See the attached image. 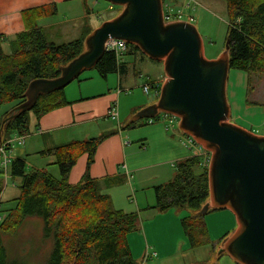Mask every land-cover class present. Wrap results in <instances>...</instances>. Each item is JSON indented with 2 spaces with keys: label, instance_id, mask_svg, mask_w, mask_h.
<instances>
[{
  "label": "trees",
  "instance_id": "1",
  "mask_svg": "<svg viewBox=\"0 0 264 264\" xmlns=\"http://www.w3.org/2000/svg\"><path fill=\"white\" fill-rule=\"evenodd\" d=\"M223 1L228 20L225 42L228 41L229 45L230 70L248 76H263L264 0ZM55 11L54 5L24 10L21 12L24 31L9 40L0 36V111L22 102L29 82L57 77L60 67L83 51L84 39L92 31L87 21L77 39L62 44L48 41L45 31L38 28V21L53 16ZM5 44L8 53L3 51ZM126 45L127 50L141 53L136 46ZM93 70L106 79L109 74L121 72V66L114 52H106ZM68 104L64 90L40 96L30 112L6 126L1 141H7L13 135H30V113L37 123L43 115ZM10 109L1 114L0 123ZM140 125L136 121L128 123L126 128ZM114 133L105 132L96 138L71 141L40 152L41 157L54 158L59 172L57 179L45 170L26 172L24 160L13 158L9 165V178L6 182L2 179L4 186L8 185L9 179H19V194L9 204L0 223V233L15 232L25 219L38 217L44 222V238L53 236L54 239L45 264H136L127 236L136 230L138 214L114 209L109 197L100 192L98 182L89 176L97 148ZM83 155L87 156L85 173L80 184L71 186L68 184L69 173ZM175 170L170 182L154 187L155 204L150 209L163 212L171 208H186L192 211L191 216L180 220L183 233L190 248L207 245L208 230L203 217L197 215L209 198L207 166L203 165L200 157L193 156L177 162ZM121 184L122 179L119 178L107 181L109 186ZM2 186L0 183V208ZM213 211L216 210L208 213ZM0 264H18L7 262L1 243Z\"/></svg>",
  "mask_w": 264,
  "mask_h": 264
},
{
  "label": "rangeland",
  "instance_id": "2",
  "mask_svg": "<svg viewBox=\"0 0 264 264\" xmlns=\"http://www.w3.org/2000/svg\"><path fill=\"white\" fill-rule=\"evenodd\" d=\"M162 3L165 9L172 10V13L182 14L183 21L192 20V24L202 38L204 56L207 60L216 59L223 52L228 27L226 3L223 0H163ZM91 4L93 10L89 26L92 29L98 27L103 21L117 16L121 11L120 7L112 6L102 0H93ZM73 18L74 16L70 13L57 12L54 20L69 24L73 26V29L68 34L62 35L60 33L62 27H55L52 33L57 34V37L51 39L48 36L49 33L51 34L50 30H46L47 40L62 44L76 39L83 22ZM3 51L8 53L7 45L3 47ZM139 54L144 57L146 64L140 65L139 68L136 66V69L141 70L142 76L134 80L133 66H129L128 77L126 81H123L124 88L120 91L116 103L120 115L118 124L122 128L119 132L124 133L123 137L129 143L125 163L129 170L134 168L137 170L132 173L134 181H131V184L115 187L107 194L113 208L115 204L117 206L121 203L126 205L125 213L133 211L130 209L135 201L144 207H141L136 230L127 236L132 258L136 264H236L227 254L218 255L222 238H227L236 229L235 217L230 211L216 210L206 214L203 221L208 230V244L192 249L180 224L182 218L193 214L192 211L186 208H171L163 212L143 210L148 205L155 204V199L151 197L152 195L154 197V187L166 184L173 179L178 157L191 154L186 150L185 145L183 147V140L186 142V138L183 139L184 134L178 129V120L169 132L163 130L162 114L155 118L157 121L151 125L143 119L139 121L141 125L136 128H124L132 117L131 104L139 100L142 101L141 105L144 107L156 101L152 90L147 94L143 92L141 85L146 78L143 75L154 78L158 73L164 76L162 63ZM93 73L95 74L94 70L86 71L80 77L86 78ZM112 76L115 78V75ZM135 81L138 86L128 88ZM111 82H114L113 79ZM113 85L115 83H112V87ZM114 91L119 92L117 88ZM226 93L231 113L229 122L250 130L254 134L264 135V75L248 76L242 72L230 70ZM11 106L2 108L0 116ZM123 114L125 115L122 117ZM29 116L33 119L31 113ZM158 118L161 119L158 120ZM107 120H104L100 126L96 123V126L91 128L90 135L97 136L112 128L116 130L117 121ZM172 133L176 137L173 142H168L164 137ZM142 137L148 139L145 146L141 145ZM38 140H41L40 136H27L23 145L15 146L11 152L12 156L21 157L25 161L26 172L44 169L57 179L59 172L54 164V158L41 157L37 154L42 149L41 142ZM207 155L210 156L209 153ZM200 158L208 169V162L204 161L203 157ZM0 183L4 186L1 176ZM19 186V179H9L8 185L4 187L0 223L10 207L9 204L18 196ZM43 227V220L33 217L25 219L15 232L0 233V243L5 249L7 262L45 264L53 249L54 239L53 236L44 238Z\"/></svg>",
  "mask_w": 264,
  "mask_h": 264
},
{
  "label": "water",
  "instance_id": "3",
  "mask_svg": "<svg viewBox=\"0 0 264 264\" xmlns=\"http://www.w3.org/2000/svg\"><path fill=\"white\" fill-rule=\"evenodd\" d=\"M102 1L120 7V13L85 37L83 51L60 67L57 77L29 82L24 100L0 123V141L6 126L30 112L40 96L64 90L93 70L109 39L136 46L147 58L162 63L166 79L157 101L135 112L128 123L153 120L161 113L179 120L178 129L210 155L209 198L197 215L228 210L235 217L236 229L221 242L218 255L225 253L236 264H264V135L229 122L228 41L216 59L207 60L192 23L164 22L162 0Z\"/></svg>",
  "mask_w": 264,
  "mask_h": 264
},
{
  "label": "crops",
  "instance_id": "4",
  "mask_svg": "<svg viewBox=\"0 0 264 264\" xmlns=\"http://www.w3.org/2000/svg\"><path fill=\"white\" fill-rule=\"evenodd\" d=\"M92 1L93 0H0V36L3 39L9 40L12 39L15 35L20 34L24 31V25L21 17V12H23L24 10L44 5H54L56 10L55 14L48 18L39 20L38 28H41L45 31L46 38V30H50L51 34H48L50 39L52 37H57V34L54 35V33H52L55 27H62L60 28V33L62 35L68 34V32L73 29V26L59 22V20H54L57 15V12L62 11L63 13H70V15L74 16L75 20L79 19L83 22L80 29V34L78 35L79 37L81 35L85 21H87L89 25V19L92 15L93 10L91 8ZM89 27L91 28V26ZM4 46H6V44ZM118 62L121 66V72L109 74L106 79H102L94 70L95 74H89L86 78L79 77L76 80L77 82H72V86L64 89V96L69 104L60 109L54 110L43 115L37 123L34 117L33 119H30L31 133L30 135H28L30 137L33 135L40 136L41 140L38 141L41 142L42 149L38 151L37 154H39L42 151L50 150L56 146L66 144L71 141H82L92 139L98 137L99 135L105 132H115L114 135H112L99 145L95 152L94 162L89 168L90 178L98 182L100 192L105 195L109 194L110 190L115 187L131 184V181H134L132 173L134 170H137L136 168L129 170L127 164L125 163L128 153V146H125L126 141L123 137L124 133L119 132V129L121 130L122 128L120 124H118V121L116 125V130L115 128H112L99 133L97 136L90 135L91 128L93 129V127L96 126V123L98 124L97 126H100L102 123H104V120L110 119L107 116L108 112L110 108H112L114 105L117 106L116 103L119 99V93L124 88L123 81H126L128 77L129 66H133L132 75L134 77V80H136L140 79V77L142 76L141 70L136 69V66H138L139 68L140 65H146L144 57H142L139 52L129 50L123 52V54L118 58ZM112 75H115V78ZM143 76H146L145 79L147 80L144 79L141 88L146 82L150 81V90L153 91V97H155V100L157 101L160 92V87L166 79L165 75L160 76L157 73L154 78H151L145 74ZM112 79L114 82H111ZM112 83H115L113 87ZM137 84L138 83L135 81V83H132L128 88H134L138 86ZM115 88H117V91L119 92L116 93L114 91ZM141 102L142 101L138 100L131 104L130 109L132 108V115L135 114V112H137L139 109L143 108ZM124 115L125 114H123L122 117ZM112 121L116 122L114 120ZM161 122L164 125V132H169L171 129L174 128V123L173 127L167 128V124L163 121ZM164 132L162 131V133ZM175 137L176 135L172 133L170 136H166L164 138L168 142H173V139ZM185 138L186 137L184 135L183 139ZM141 139V145L145 146V142L148 139L146 137H142ZM184 145L185 142L183 140V147ZM186 150L189 151L191 155H187L185 157L179 156L178 162L193 157L191 150H189L188 148H186ZM18 158L22 159L21 157ZM86 164V155L81 156L76 161L68 176L69 185L75 186L81 183L82 177L86 170ZM115 178L122 179V184L118 186L107 185L108 180ZM151 197L152 199H155V194L154 197L153 195ZM152 206L154 205H148L143 210H151L150 207ZM141 207L142 206L139 205L138 201H135L134 205H132L130 209L133 211L126 213H137L139 216L141 212ZM125 208L126 205L121 203L119 206L115 204L114 209H121L125 212Z\"/></svg>",
  "mask_w": 264,
  "mask_h": 264
},
{
  "label": "built area",
  "instance_id": "5",
  "mask_svg": "<svg viewBox=\"0 0 264 264\" xmlns=\"http://www.w3.org/2000/svg\"><path fill=\"white\" fill-rule=\"evenodd\" d=\"M163 19L165 23H170L174 21H183L182 14L172 13V10L165 9V6H163ZM185 21L192 23L191 19H187ZM126 50H127V45L125 42L109 39L108 42L106 43V52H114L117 58H119L123 54V52H125ZM150 88H151L150 81L146 82L142 86V90L146 94L149 93ZM107 116L111 120L118 121L119 115H118V110H117L116 105L110 108ZM160 119L161 118H158V120ZM162 119H163L162 121L167 124V128L173 127V123L175 124V122H177L178 120L177 118L169 114H162ZM154 121H157V120L155 119L150 120L148 124L154 123ZM25 138L26 137H23V136L13 135L7 141H4V142L0 141V175L5 180V182L9 178V165L13 159L11 152L15 148V146L23 145L25 143ZM185 140H186L185 146L189 150H191L193 156L203 157V160L209 163L210 156L207 155V152L205 150H203L200 146H198L191 138L186 137ZM128 145L129 143L126 142L125 146H128ZM6 186L7 185L5 184L4 187Z\"/></svg>",
  "mask_w": 264,
  "mask_h": 264
}]
</instances>
